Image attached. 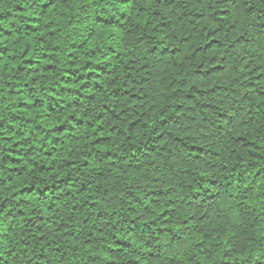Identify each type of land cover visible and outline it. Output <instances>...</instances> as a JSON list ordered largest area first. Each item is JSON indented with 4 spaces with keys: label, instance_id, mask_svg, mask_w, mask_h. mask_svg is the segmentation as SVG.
I'll return each mask as SVG.
<instances>
[{
    "label": "trees",
    "instance_id": "trees-1",
    "mask_svg": "<svg viewBox=\"0 0 264 264\" xmlns=\"http://www.w3.org/2000/svg\"><path fill=\"white\" fill-rule=\"evenodd\" d=\"M0 264H264V0H0Z\"/></svg>",
    "mask_w": 264,
    "mask_h": 264
}]
</instances>
